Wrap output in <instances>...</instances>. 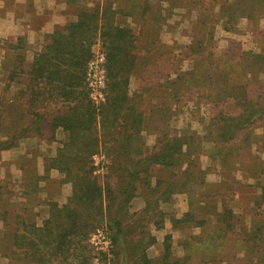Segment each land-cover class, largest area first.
<instances>
[{
  "label": "rangeland",
  "instance_id": "374dc122",
  "mask_svg": "<svg viewBox=\"0 0 264 264\" xmlns=\"http://www.w3.org/2000/svg\"><path fill=\"white\" fill-rule=\"evenodd\" d=\"M104 4L134 36L127 103L143 119L130 133L127 160L172 138L183 146L173 166L148 165L138 173L133 197L118 212L123 234L115 244L107 219L96 223L84 241L91 263L162 264L169 234V262L264 264V0H82L66 8L76 13ZM30 38L22 35L14 48L7 42L15 50L4 59L6 76L13 60L25 59ZM100 48L97 42L92 56ZM6 76L0 77V141L15 135V145L0 150V264H29L14 253L10 236L21 222L40 225L47 201L68 196L69 185L44 165L65 134L46 129L54 102L30 101L25 85ZM100 92L103 99L94 101L88 89L93 104L105 100L106 73ZM249 107L261 113L223 140V118ZM112 130L108 140L116 145L122 132ZM92 160L98 182H108L119 198L123 174L108 177L103 154ZM185 212L192 220L177 222Z\"/></svg>",
  "mask_w": 264,
  "mask_h": 264
},
{
  "label": "trees",
  "instance_id": "16d2710c",
  "mask_svg": "<svg viewBox=\"0 0 264 264\" xmlns=\"http://www.w3.org/2000/svg\"><path fill=\"white\" fill-rule=\"evenodd\" d=\"M115 14L108 4L80 7L74 21L46 36L28 67L23 68V59L17 57L19 65L8 71V82L24 84L30 101L54 102L46 129L51 133L61 130L65 134V139L44 165L47 171L56 172L59 183L69 185L68 196L62 202L47 201V214L41 217L40 225L21 222L10 236L14 253H19L29 264H92L84 241L96 223L102 217L107 219L105 224L114 229L111 239L115 244V239L123 234L118 212L121 203L133 197L131 187L138 173L148 165L173 166L182 149L181 140L172 138L148 155L131 161L126 158L130 133H134L143 115L133 111V106L127 103L129 78L135 62L133 32L117 24ZM97 42L105 55L107 90L104 102L98 105L90 101L86 82L87 64ZM260 113L261 110L249 107L235 119L223 118L220 136L223 140L232 136V129L245 126ZM116 127L122 135L113 145L108 138L113 136L112 129ZM14 138L15 135L10 140L0 141V150L15 145ZM97 154H103L109 162L105 166L108 177L120 172L126 179L119 198L108 182L104 185L98 182L94 173L97 166L92 160ZM116 159L123 162L124 167L121 162L116 163ZM191 220V214L185 212L177 222ZM169 237V234L165 236L162 264H178L169 262Z\"/></svg>",
  "mask_w": 264,
  "mask_h": 264
},
{
  "label": "crops",
  "instance_id": "0c3cea01",
  "mask_svg": "<svg viewBox=\"0 0 264 264\" xmlns=\"http://www.w3.org/2000/svg\"><path fill=\"white\" fill-rule=\"evenodd\" d=\"M71 3L81 4L82 0H12L10 9L0 6V77L6 76L2 68H6L4 64L7 52L15 50L8 49L7 42L13 43L11 48H14L22 35H31L23 47L26 54L21 62L23 68L28 67L34 53L41 49L46 36L56 28L75 20V13L68 12L66 8ZM17 28L20 32H15ZM17 65L19 63L13 60L11 67ZM13 82L20 84L18 81Z\"/></svg>",
  "mask_w": 264,
  "mask_h": 264
},
{
  "label": "built area",
  "instance_id": "2783aa9c",
  "mask_svg": "<svg viewBox=\"0 0 264 264\" xmlns=\"http://www.w3.org/2000/svg\"><path fill=\"white\" fill-rule=\"evenodd\" d=\"M105 55L101 50H96L94 56L88 61L86 68V82L89 89V95L94 101L102 100L100 88L105 82L104 69ZM96 104V102H95ZM105 239L104 234L98 233Z\"/></svg>",
  "mask_w": 264,
  "mask_h": 264
}]
</instances>
